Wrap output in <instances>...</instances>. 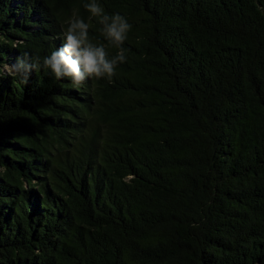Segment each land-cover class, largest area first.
<instances>
[{
	"label": "trees",
	"instance_id": "trees-1",
	"mask_svg": "<svg viewBox=\"0 0 264 264\" xmlns=\"http://www.w3.org/2000/svg\"><path fill=\"white\" fill-rule=\"evenodd\" d=\"M88 2L0 0V264H264V0ZM76 16L111 81L45 69Z\"/></svg>",
	"mask_w": 264,
	"mask_h": 264
},
{
	"label": "clouds",
	"instance_id": "clouds-1",
	"mask_svg": "<svg viewBox=\"0 0 264 264\" xmlns=\"http://www.w3.org/2000/svg\"><path fill=\"white\" fill-rule=\"evenodd\" d=\"M83 7L102 25L101 31L105 40L116 47L124 44L132 25L123 15L119 12L107 14L98 0H90L84 3ZM89 27L82 18L78 16L71 18L62 45L50 55L43 57L45 69H51L55 79L59 80L62 75L69 76L73 85L77 87L83 84L86 74L90 78L104 77L111 81L116 74V67L127 60L123 52L111 59L107 58L106 48L102 44L90 42ZM26 56L27 53L17 57L16 62L10 66L11 75L17 77V73L30 67L25 63ZM20 80L27 83L28 78Z\"/></svg>",
	"mask_w": 264,
	"mask_h": 264
}]
</instances>
